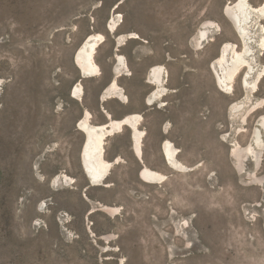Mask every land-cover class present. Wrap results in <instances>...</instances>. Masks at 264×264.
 <instances>
[{"label":"rangeland","instance_id":"rangeland-1","mask_svg":"<svg viewBox=\"0 0 264 264\" xmlns=\"http://www.w3.org/2000/svg\"><path fill=\"white\" fill-rule=\"evenodd\" d=\"M233 1L0 0V264H264V154L257 171L247 162L243 173L229 156L232 141L251 142L264 108L236 134L242 114L234 120L230 106L247 93L241 78L233 96L222 93L210 68L223 43L240 45L224 14ZM113 17L121 18L114 33ZM211 21L220 31L196 50ZM95 32L106 37L96 57L102 75L81 80L73 57ZM132 32L141 39H128ZM118 54L130 69L117 79L128 103L104 96ZM155 65L169 75L163 107L145 103ZM253 100L264 101V79ZM85 111L93 124L107 112L138 113L146 132L143 161L128 128L108 138L106 159L122 162L98 187L81 161ZM166 140L186 171L168 165ZM143 165L166 181L144 183ZM58 174L74 182L54 187Z\"/></svg>","mask_w":264,"mask_h":264},{"label":"bare ground","instance_id":"bare-ground-1","mask_svg":"<svg viewBox=\"0 0 264 264\" xmlns=\"http://www.w3.org/2000/svg\"><path fill=\"white\" fill-rule=\"evenodd\" d=\"M251 2L252 0H235L225 5V17L232 24L235 33L241 40V44L239 46L232 42L224 43L222 53H220L221 57H216L210 63L217 88L225 95L230 96H233L235 93L236 78L240 76L243 69L248 70H246L245 76L242 74L241 77V87L243 90L245 89L247 93L246 97L241 101L233 102L230 106L231 117L234 120L242 114L239 121L240 127L237 126L238 129L236 131L238 135L247 132L248 118L264 108L263 100H253V95L259 92L258 86L261 82L260 80L264 78V64H260L261 62L259 63L256 59L258 55H264V2H261L257 6ZM120 19L119 17L111 19L109 28L113 33L119 27ZM242 20L244 24L241 23ZM219 31L220 28L217 24L212 21L206 22L198 30L196 37H194L195 39H193L195 49L200 50L205 43L213 41L212 37L215 35L214 33ZM129 34L127 36L128 39H141L136 33L132 32ZM105 42L106 37L102 33L95 32L89 34L78 48L76 52L77 65L80 68L78 70L79 72L80 70L82 71L85 78L94 79L101 77L102 71L96 61V57L98 49ZM114 72L116 78L109 85L104 95L105 99H119L124 103H128L129 99L117 81L121 76L130 75V69L125 56L119 54L116 56ZM255 72L257 73L255 74ZM168 77L169 75L163 66L155 65L149 69L147 83L153 86V91L146 97L145 103L147 105L153 106L158 103L162 107L166 105L163 99L170 93L167 87ZM82 91V86L77 84L73 94L80 96ZM107 117L109 119L105 124L96 125L92 123L93 116L91 112L85 111V115L79 123L80 130L86 135V141L82 148L83 167L90 184L94 187L101 186L106 181L113 165L122 162L120 157L113 162L106 159V141L109 137L122 134L128 128L131 131L132 150L136 158L143 161V143L146 136V132L141 129L143 117L138 113H132L125 115L121 119H114L108 112ZM229 138L231 137L224 136L223 140L229 141ZM231 143L229 156L234 161L235 169L243 173L246 169V163L251 162L257 171L261 166L260 157H263L264 154V114L256 124L254 137L251 138V142L245 145H242L238 141H232ZM162 148L164 157L172 170L176 172L187 170L179 161L178 150L172 142L166 140ZM139 176L148 185L163 184L166 181V175L148 166L142 167ZM261 181L260 179L257 180V182ZM73 182L74 180L66 174H58L53 178V186L58 188L69 187ZM98 209L110 216H117L119 214L118 208L101 203L98 204ZM105 239L110 240V237H105Z\"/></svg>","mask_w":264,"mask_h":264},{"label":"flooded vegetation","instance_id":"flooded-vegetation-1","mask_svg":"<svg viewBox=\"0 0 264 264\" xmlns=\"http://www.w3.org/2000/svg\"><path fill=\"white\" fill-rule=\"evenodd\" d=\"M261 2H264V0H261ZM236 36L238 37V39H239V41H240V44H241V40H240V38H239V36L236 34ZM226 43V42H225ZM232 43H234V42H232ZM224 44V43H223ZM221 45V47L219 48V54H218V56H217V58H220L221 56H220V53H222V50H223V47H224V45ZM237 44V43H236ZM238 45V44H237ZM240 46V45H239ZM246 70L247 69H243L242 70V72H241V74H240V76L239 77H237L236 78V80L238 79V78H241L242 77V74H244V76H245V73H246ZM248 71V70H247ZM257 72H255V74H256ZM254 74V75H255ZM243 76V77H244ZM242 79V78H241ZM264 79V78H263ZM262 79V80H263ZM262 80H260L261 82H262ZM241 81V80H240ZM243 81V80H242ZM259 81V82H260ZM236 82V81H235ZM261 82H260V84H261ZM260 84H259V86H258V88H259V90H260ZM235 87V86H234ZM106 89V88H105ZM245 90V89H244ZM255 95V94H254ZM254 95H253V97H254ZM246 97V95H244L240 100H238V101H241V100H243L244 98ZM245 101V100H244ZM247 108V107H246ZM243 109H245V108H243ZM85 115V114H84ZM263 115V114H262ZM262 115H260L259 117H258V119H257V122H258V120L259 119H261V117H262ZM84 117V116H83ZM107 119V121H108V119L109 118H106ZM121 119V118H120ZM257 124V123H256ZM255 128H256V125L252 128V131H251V138H253L254 137V130H255ZM85 135V134H84ZM85 141H86V135H85ZM85 141H84V143H85ZM132 141V140H131ZM81 161H82V155H81ZM82 166H84L83 165V161H82ZM144 166V165H143ZM88 180H89V178H88Z\"/></svg>","mask_w":264,"mask_h":264},{"label":"water","instance_id":"water-1","mask_svg":"<svg viewBox=\"0 0 264 264\" xmlns=\"http://www.w3.org/2000/svg\"><path fill=\"white\" fill-rule=\"evenodd\" d=\"M226 13V12H225ZM242 24H244V22H243V20H242V22H241ZM117 49V47H115V50ZM256 59L258 60V56L256 57ZM73 61L75 62V64L77 65V54L73 57ZM77 67H78V69H80L79 68V66L77 65ZM76 67V68H77ZM80 72H81V80H83V79H85V76H84V74L82 73V71L80 70ZM114 78H115V75H114V73H113V77H112V79H111V81L109 82V84H111L112 82H113V80H114ZM247 78H248V76H247ZM243 79H244V77H243ZM109 84L107 85V86H109ZM107 86L105 87V88H107ZM105 90V89H104Z\"/></svg>","mask_w":264,"mask_h":264},{"label":"crops","instance_id":"crops-1","mask_svg":"<svg viewBox=\"0 0 264 264\" xmlns=\"http://www.w3.org/2000/svg\"><path fill=\"white\" fill-rule=\"evenodd\" d=\"M115 119H120L122 117H114ZM107 122V119L105 121H100V122H94L95 124H105Z\"/></svg>","mask_w":264,"mask_h":264}]
</instances>
